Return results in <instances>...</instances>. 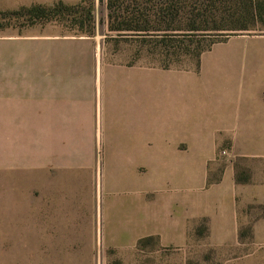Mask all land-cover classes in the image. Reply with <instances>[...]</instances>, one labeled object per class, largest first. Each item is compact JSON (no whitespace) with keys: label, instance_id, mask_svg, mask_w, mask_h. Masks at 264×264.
Wrapping results in <instances>:
<instances>
[{"label":"crops","instance_id":"0c3cea01","mask_svg":"<svg viewBox=\"0 0 264 264\" xmlns=\"http://www.w3.org/2000/svg\"><path fill=\"white\" fill-rule=\"evenodd\" d=\"M262 49L229 38L196 68L113 66L94 34H0V220L17 222L0 226V262L97 264L145 236L183 244L201 219L218 242L239 219L264 236ZM98 198L145 218L98 244Z\"/></svg>","mask_w":264,"mask_h":264},{"label":"rangeland","instance_id":"374dc122","mask_svg":"<svg viewBox=\"0 0 264 264\" xmlns=\"http://www.w3.org/2000/svg\"><path fill=\"white\" fill-rule=\"evenodd\" d=\"M57 1L59 0H0V10L16 9L21 5L27 6L32 3L50 5ZM60 1L66 4L81 3L82 7L90 8L94 36L98 40V54L100 60L107 65H152L155 68H161L169 64L168 67L171 68L178 65L196 68L199 66V58H196L195 52L210 40L215 39L214 35H211L215 33L213 31L188 33L184 30L192 20L199 23L203 17L199 15L200 9L212 10L214 15L218 11L214 4L201 7V0H112L115 1V6L110 10L107 7L108 0ZM135 3H137L136 6L133 5ZM76 12L74 18L60 15L44 25L41 23L26 25V18H4L0 20L2 25L0 34L49 32L58 36L85 35L78 29L80 25L78 21L85 18V10L78 9ZM205 18L211 23V16ZM116 27L121 30H115ZM202 33L208 34L201 36ZM216 35H224L221 41L229 38L252 41L264 35V23H256L246 30L219 31L216 32L215 37ZM154 73L156 82L162 74L161 71H154ZM165 74H167L166 77L175 81L179 76L184 79L194 77L190 75L191 73L179 70ZM221 150L225 149H219L217 159L222 158L223 161L228 158V155L227 151L225 155L221 154ZM214 168L213 173L217 175L221 166L217 164ZM212 178L213 174H209L208 181ZM99 203L98 198L95 220L98 244L99 242L103 244L113 225L123 229L145 218L143 213H136L130 205H118L115 209L109 210L103 200L102 204L99 205ZM252 222L250 220L243 223L239 219L237 235L225 242H218L208 234L206 219H201L195 228L187 230L183 244H163L159 236H145L137 239L130 247L122 249L109 247L103 253L100 252L97 264H264V236L252 235ZM16 223L13 220H0V226L6 228L16 227ZM118 235L124 237L129 234L119 232ZM14 254H21L22 257L18 260L8 258L0 264H33L32 259L27 257V253Z\"/></svg>","mask_w":264,"mask_h":264},{"label":"trees","instance_id":"16d2710c","mask_svg":"<svg viewBox=\"0 0 264 264\" xmlns=\"http://www.w3.org/2000/svg\"><path fill=\"white\" fill-rule=\"evenodd\" d=\"M216 5L218 11L214 15L213 11H204L200 9L201 13L199 14L201 20L199 23H195L192 20L191 24L184 28L185 31L191 33L192 31H213L211 33L214 35L209 43L200 47L196 52V58H199L200 54L208 50L213 43L221 41V36L216 35V32L219 31H233V30H246L249 27L255 25L256 23H264V0H201V7H206L207 5ZM137 5V3L133 4ZM115 6V1L108 0L107 7L108 9H113ZM80 11L85 10V18L78 21V29L85 33V35L94 34V25L93 17L90 11V8L82 7L81 3L77 4H66L62 1L54 2L53 4L46 5L40 3H32L30 5H21L16 9H4L0 10V20L4 18H26V25L34 24H46L50 23L51 20L59 17L60 15L74 18L76 15V10ZM206 16H211V23L205 18ZM76 20V19H73ZM47 21V22H46ZM77 25V23H75ZM73 24V25H75ZM78 26V25H77ZM0 28L2 25L0 23ZM85 28V29H84ZM125 30H131L129 28H124ZM115 30H121V28L116 27ZM140 30V29H139ZM143 30V29H142ZM146 31V30H145ZM208 34L202 33L201 36ZM172 35V34H170ZM219 37V38H218ZM186 53V51H185ZM184 53V54H185ZM169 65V64H168ZM168 65L162 66L167 68Z\"/></svg>","mask_w":264,"mask_h":264},{"label":"built area","instance_id":"2783aa9c","mask_svg":"<svg viewBox=\"0 0 264 264\" xmlns=\"http://www.w3.org/2000/svg\"><path fill=\"white\" fill-rule=\"evenodd\" d=\"M220 153L225 155L226 154V150H221Z\"/></svg>","mask_w":264,"mask_h":264}]
</instances>
